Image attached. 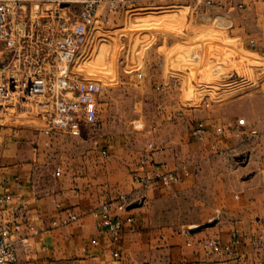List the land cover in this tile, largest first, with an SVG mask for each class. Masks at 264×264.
I'll return each mask as SVG.
<instances>
[{"label":"crops","instance_id":"0c3cea01","mask_svg":"<svg viewBox=\"0 0 264 264\" xmlns=\"http://www.w3.org/2000/svg\"><path fill=\"white\" fill-rule=\"evenodd\" d=\"M162 1L130 0L123 12L145 6L158 8ZM182 1L194 21L217 18L218 30L237 40V48L262 57L264 0L221 1L216 9L207 6L208 0ZM141 73L140 82L134 80V75L119 80L138 98L140 115L134 121H143L140 136L145 140L118 136L112 131L113 121L101 120L100 111L99 125L85 131L80 122L72 132L49 135L40 128L32 131L12 122L0 127V195L14 196L11 204L0 211V224L20 225V231L14 235L16 241L28 237V248L16 244L19 261L264 264V253L251 244V239L261 233L257 220L264 218V91L259 94L251 90L248 96L247 122L258 136L243 138L227 104L209 99L200 112L205 128L203 138L191 136L193 127L187 138H178V132L186 126L176 119L180 114L175 112L173 101L176 91L187 81L185 73L172 58L160 54L145 59ZM191 113L187 111L186 115H194ZM231 150L232 155L245 156L247 161L230 172L225 166ZM215 151L223 161L218 188H186L193 176L204 172ZM196 165L202 168L201 172ZM168 174L174 176L172 182L163 178ZM229 176L235 178V188H225ZM199 193L205 196L194 200L205 211L204 219L182 221L161 213L164 201ZM119 196L125 198L124 216L132 218V222L123 224L115 256L113 250L105 247V227L93 217V212L102 202ZM210 210L217 211L218 216L212 218ZM66 212L73 213L78 220L63 225L61 220ZM192 224L195 226H189ZM27 225L37 234L32 235ZM235 238L241 244L233 246L231 253L198 244L213 239L223 246ZM94 241L98 244L94 245Z\"/></svg>","mask_w":264,"mask_h":264},{"label":"rangeland","instance_id":"374dc122","mask_svg":"<svg viewBox=\"0 0 264 264\" xmlns=\"http://www.w3.org/2000/svg\"><path fill=\"white\" fill-rule=\"evenodd\" d=\"M221 1L233 0H208L205 3L216 9ZM188 13L189 9L182 0H163L158 8L145 6L112 15L108 17V23H96L99 30L93 34L89 47L81 51L80 56H74L72 52L58 49L55 38L57 22L46 15H33L29 6H22L11 18L12 37L0 40V104L8 108V122L32 131L41 128L44 118L63 95L45 93L27 98L25 88L30 81L45 86L62 61L74 76L100 85L102 92L98 97L97 111H100L101 120L110 118L113 121L114 133L145 140L146 137L140 136L143 121H134L140 115L138 98L119 79L134 75V80L140 82L142 77L138 80L137 76H143L144 60L160 54L177 62L187 77L173 101L175 112L180 114L176 119L184 128L186 126L184 131L178 132V138H187L190 127L203 120L200 112L209 99L227 104L243 138L258 136L257 130L249 127L246 115H249L251 90H257L259 94L264 91V56L237 48V40L230 39L226 31L218 30L217 18L196 22ZM69 23L76 24L73 19ZM187 111L194 115H186ZM239 121L243 124L239 125ZM97 125L99 123L94 127ZM87 127L82 126V131ZM253 130L256 135H251ZM232 154L231 150L226 157L225 169L230 172L247 161L245 156ZM222 163L215 151L203 173L199 165L195 166L201 174L193 176L186 188H218ZM234 183L233 176L226 177L225 188H235ZM203 196L199 193L164 201L161 213L167 217H179L182 221L204 219L205 211L194 200ZM210 211L212 218L218 216L217 211Z\"/></svg>","mask_w":264,"mask_h":264},{"label":"built area","instance_id":"2783aa9c","mask_svg":"<svg viewBox=\"0 0 264 264\" xmlns=\"http://www.w3.org/2000/svg\"><path fill=\"white\" fill-rule=\"evenodd\" d=\"M130 0H0V40L6 41L12 37L11 18L20 10L22 6L30 7L33 15H46L50 20L58 23L56 31L57 47L61 52H72L81 55V51L89 47L93 34L99 30L96 23L100 21L108 23V17L121 14L126 10ZM47 7L43 11L39 8ZM70 19L76 22L75 25L69 23ZM251 47L255 42L250 41ZM262 54L261 56H263ZM141 75L137 79H141ZM102 89L99 84L90 80H81L70 72L68 65L58 64L53 78L46 83L45 86L28 82L25 88L27 98L33 96L48 94L59 95L62 98L56 104L55 108L43 120L41 132L45 135L53 132H68L76 128L81 122L84 126L94 127L97 124V102ZM8 122V108L0 104V127ZM243 121H239L242 125ZM205 133L202 122H197L192 130L191 136L197 140H201ZM251 135L256 132L251 131ZM103 156L106 152H102ZM60 173V169H56V174ZM168 182L174 180L172 174L163 177ZM160 179V176H156ZM0 185V189H1ZM14 196L11 194L0 195V211L4 210L13 201ZM126 212L125 198L122 196L110 198L102 202L99 208L93 212V217L103 223L105 233L107 234V242L105 247L115 252L124 223L132 222V218H125ZM65 218L61 223L67 224L76 222L78 217L71 212H66ZM261 228V233L251 239L252 246L264 253V218L257 220ZM32 235L37 234L31 226H26ZM20 231L18 224H0V264H21L16 252V244H21L24 248H28V237H21L18 241L14 240V235ZM188 234L187 231L184 232ZM94 245L98 242L94 241ZM198 244L206 249L214 251L232 252L233 246L241 244L239 239H233L229 244L220 246L216 240L198 241Z\"/></svg>","mask_w":264,"mask_h":264}]
</instances>
